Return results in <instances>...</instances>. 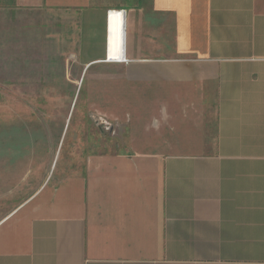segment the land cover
<instances>
[{
  "label": "crops",
  "instance_id": "1",
  "mask_svg": "<svg viewBox=\"0 0 264 264\" xmlns=\"http://www.w3.org/2000/svg\"><path fill=\"white\" fill-rule=\"evenodd\" d=\"M0 43L29 90L89 76L53 172L0 215V264H264V0H0Z\"/></svg>",
  "mask_w": 264,
  "mask_h": 264
},
{
  "label": "rangeland",
  "instance_id": "2",
  "mask_svg": "<svg viewBox=\"0 0 264 264\" xmlns=\"http://www.w3.org/2000/svg\"><path fill=\"white\" fill-rule=\"evenodd\" d=\"M11 50L0 43V215L30 195L53 172L50 167L55 160L49 155L53 145L46 137L55 136L64 121L66 131L71 124L70 129L73 128L80 103L87 97L89 80V76L82 75L78 88L75 74L33 75L43 79L45 88L34 86L29 90L23 58L14 64L15 59L5 57L12 54ZM86 114L87 118L91 117L89 112ZM95 128L100 136L99 147L104 146L105 138L109 142L117 138L115 129L111 131L103 123L97 122ZM80 142L82 154L75 164L90 148L88 141Z\"/></svg>",
  "mask_w": 264,
  "mask_h": 264
},
{
  "label": "bare ground",
  "instance_id": "3",
  "mask_svg": "<svg viewBox=\"0 0 264 264\" xmlns=\"http://www.w3.org/2000/svg\"><path fill=\"white\" fill-rule=\"evenodd\" d=\"M125 44V13L120 10H111L109 13V57L114 60L124 59Z\"/></svg>",
  "mask_w": 264,
  "mask_h": 264
},
{
  "label": "built area",
  "instance_id": "4",
  "mask_svg": "<svg viewBox=\"0 0 264 264\" xmlns=\"http://www.w3.org/2000/svg\"><path fill=\"white\" fill-rule=\"evenodd\" d=\"M123 12H124V11H123ZM109 13H110V11L108 12V19H109ZM124 13H125V12H124ZM123 60L126 61V58H124Z\"/></svg>",
  "mask_w": 264,
  "mask_h": 264
}]
</instances>
